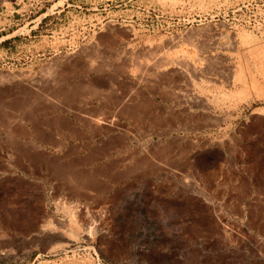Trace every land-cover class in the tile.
Returning a JSON list of instances; mask_svg holds the SVG:
<instances>
[{"label":"rangeland","instance_id":"rangeland-1","mask_svg":"<svg viewBox=\"0 0 264 264\" xmlns=\"http://www.w3.org/2000/svg\"><path fill=\"white\" fill-rule=\"evenodd\" d=\"M0 264H264V0H0Z\"/></svg>","mask_w":264,"mask_h":264},{"label":"bare ground","instance_id":"bare-ground-1","mask_svg":"<svg viewBox=\"0 0 264 264\" xmlns=\"http://www.w3.org/2000/svg\"><path fill=\"white\" fill-rule=\"evenodd\" d=\"M212 46V45H211ZM160 54V53H159ZM169 57V56H168ZM175 58V60H177V61H174V60H171L170 58L169 59H157L156 58V60H154L153 62H150V63H146V64H141V65H143V67H142V69H141V75L143 76V77H145L148 73H150V72H153V73H155L154 71H160L161 70V68H163V69H165V70H168L169 68H170V66H171V64H173V63H178L180 66H182L183 67V64L181 63V61H178V60H180V58H178V59H176V57H174ZM183 62V61H182ZM204 62V61H203ZM174 67H176V66H174ZM178 68V67H177ZM190 68V67H189ZM165 70H164V72H165ZM169 70H171V69H169ZM175 70V69H174ZM173 70V71H174ZM195 72H196V69L194 68L193 69ZM177 71V73L178 74H184V73H187L184 69H178V70H176ZM175 71V72H176ZM167 72V71H166ZM195 99V98H194ZM93 217V216H92ZM93 221H94V224H95V220L93 219ZM93 221L91 222V223H93ZM91 223H89V224H91ZM89 224H88V227H89ZM96 224H99V223H96Z\"/></svg>","mask_w":264,"mask_h":264}]
</instances>
